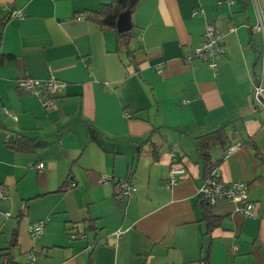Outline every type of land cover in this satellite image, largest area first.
Returning <instances> with one entry per match:
<instances>
[{
    "label": "crops",
    "instance_id": "crops-1",
    "mask_svg": "<svg viewBox=\"0 0 264 264\" xmlns=\"http://www.w3.org/2000/svg\"><path fill=\"white\" fill-rule=\"evenodd\" d=\"M106 2L0 0V187L8 192L0 256L10 250L18 264L29 252L37 264H264V111L252 84L264 62L256 30L264 0H140L133 56L88 19ZM17 10L23 19L10 18ZM208 23L225 36L217 71L185 61ZM51 74L64 84L57 110L17 88L21 78ZM222 128L226 142L210 149V160L225 182L248 184L256 216L219 201L210 227L198 196V140ZM17 133L40 146L13 151L6 143ZM174 163L187 177L168 188ZM103 176L131 177L136 195L117 199ZM43 220L44 234L31 238L30 224ZM70 231L86 238L71 241Z\"/></svg>",
    "mask_w": 264,
    "mask_h": 264
},
{
    "label": "built area",
    "instance_id": "built-area-1",
    "mask_svg": "<svg viewBox=\"0 0 264 264\" xmlns=\"http://www.w3.org/2000/svg\"><path fill=\"white\" fill-rule=\"evenodd\" d=\"M256 5V0H252ZM232 3V0H227ZM25 16L23 10H17L10 14L11 19L21 20ZM258 26L256 30L264 35V12L258 9ZM224 34H222L213 23L206 25L203 42L196 50L189 54L185 61L190 63L193 59H198L206 62L210 69L217 71L219 69V61L226 54L227 47L225 44ZM159 72L162 70L159 68ZM17 88L25 93L37 97L46 110L58 109V98L60 91L64 88V84L56 79L54 75H49L46 80H39L35 78H21L17 81ZM253 98L258 107L264 111V62L261 74L257 80L253 81ZM7 115L17 120L12 114L5 111ZM126 118H131L129 112L125 113ZM238 149V146L230 147L227 151V156L233 154ZM45 168L44 163H38L34 166L38 172H42ZM187 177L185 166L180 163L171 165L169 177L166 185L168 188L175 186L180 181ZM101 184L113 186L116 190L117 199L132 198L136 195L137 189L129 177L124 180L113 177L103 176L100 181ZM70 184L69 187H73ZM198 196L202 202L210 206H214L219 201H228L235 206V211L244 218H252L256 216V204L251 200L249 194L248 184L243 182H225L222 179L220 167H215L210 175L205 178L203 185L198 189ZM8 192L5 188L0 187V199H7ZM6 217L10 215L5 214ZM48 220H43L37 223L30 224L29 234L31 238L36 239L41 237L46 229ZM123 233L117 232L116 238H119ZM70 240L84 239V233L71 232L69 233ZM235 251L237 250L234 247ZM24 264H37V256L34 252L26 254V261Z\"/></svg>",
    "mask_w": 264,
    "mask_h": 264
},
{
    "label": "trees",
    "instance_id": "trees-1",
    "mask_svg": "<svg viewBox=\"0 0 264 264\" xmlns=\"http://www.w3.org/2000/svg\"><path fill=\"white\" fill-rule=\"evenodd\" d=\"M139 2L140 0H110L109 3H102L99 10L91 11L88 14V19L98 22L102 29L112 31L116 34L118 49H125L129 56H133V52L130 49V42L134 37V27H132L130 31L120 33L117 29V22L119 16L123 13H129L132 16ZM226 139L227 134L224 128L199 138V150L202 154L205 167L204 178H207L215 168L210 160V149L217 144H224ZM6 144L13 151L23 153L34 152L40 146L35 140L21 133H17L15 139ZM203 204L207 205L205 202ZM207 206L209 209L206 212V220H208L210 227L216 226L219 220L212 215L210 208L213 206ZM0 260L3 261L4 264H18L15 262L10 250L3 252L0 256Z\"/></svg>",
    "mask_w": 264,
    "mask_h": 264
},
{
    "label": "water",
    "instance_id": "water-1",
    "mask_svg": "<svg viewBox=\"0 0 264 264\" xmlns=\"http://www.w3.org/2000/svg\"><path fill=\"white\" fill-rule=\"evenodd\" d=\"M132 27L133 24L131 22V15L129 13L121 14L117 22L118 32L122 33L126 31H130Z\"/></svg>",
    "mask_w": 264,
    "mask_h": 264
},
{
    "label": "rangeland",
    "instance_id": "rangeland-1",
    "mask_svg": "<svg viewBox=\"0 0 264 264\" xmlns=\"http://www.w3.org/2000/svg\"><path fill=\"white\" fill-rule=\"evenodd\" d=\"M107 2H108V1H107ZM107 2H106V3H107Z\"/></svg>",
    "mask_w": 264,
    "mask_h": 264
}]
</instances>
